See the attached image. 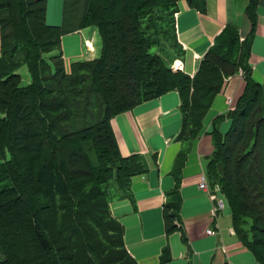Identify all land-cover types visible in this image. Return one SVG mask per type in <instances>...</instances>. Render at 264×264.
I'll return each instance as SVG.
<instances>
[{
  "label": "trees",
  "instance_id": "trees-1",
  "mask_svg": "<svg viewBox=\"0 0 264 264\" xmlns=\"http://www.w3.org/2000/svg\"><path fill=\"white\" fill-rule=\"evenodd\" d=\"M179 1L206 11L205 0H63L61 24L49 26L46 0H0V264H136L109 206L131 198L132 178L147 168L139 156L120 155L111 120L176 91L175 139L193 140L239 69L242 92L225 115L227 131L213 127L206 173L241 243L264 264V83L253 81L249 39L231 24L192 77L173 71ZM257 4L245 11L252 28ZM87 28L100 36L99 56L65 62L61 38ZM183 161L178 154L173 171ZM172 204L167 232L176 229Z\"/></svg>",
  "mask_w": 264,
  "mask_h": 264
},
{
  "label": "crops",
  "instance_id": "crops-1",
  "mask_svg": "<svg viewBox=\"0 0 264 264\" xmlns=\"http://www.w3.org/2000/svg\"><path fill=\"white\" fill-rule=\"evenodd\" d=\"M206 11L200 13L185 1L178 2L175 14L176 47L174 60H181L183 72L193 76L198 63L213 45L226 24L238 27L240 39H249L248 64L253 81L264 83V0H258L256 23L250 26L245 11L250 0H205ZM46 21L62 22L63 0H46ZM56 26V25H55ZM89 29V28H87ZM86 29V30H87ZM83 30L63 36L61 53L65 62L94 59V47L84 57ZM85 30V31H86ZM95 31L92 29V33ZM91 43V39H85ZM181 55V56H180ZM243 71L239 69L224 81L215 97L200 133L190 141L180 142V98L170 91L144 102L111 120L121 156H139L147 172L131 180V198L122 196L110 200V213L123 228L126 252L136 264H257L252 253L236 235L230 207L224 197V208L216 211L209 194L198 188L206 163L212 154V130L225 133L229 121L225 116L240 96ZM228 99L231 100L228 105ZM184 154L180 169L173 171L178 154ZM179 170V171H177ZM175 203L176 229L167 232L166 204ZM213 229L210 236L206 230Z\"/></svg>",
  "mask_w": 264,
  "mask_h": 264
},
{
  "label": "rangeland",
  "instance_id": "rangeland-1",
  "mask_svg": "<svg viewBox=\"0 0 264 264\" xmlns=\"http://www.w3.org/2000/svg\"><path fill=\"white\" fill-rule=\"evenodd\" d=\"M46 23L49 25V26H58L59 24H56V23H49L48 21H46ZM61 24V23H60ZM92 29L93 28H89L87 29L86 31L84 30L83 31V35H84V39H83V42H82V49H83V55L84 57H87V54L90 53V54H93L95 51H96V56H99V52H100V44H101V41H100V36L98 34V32L93 29L95 32L92 33ZM63 38V37H62ZM61 38V39H62ZM85 39H91V43H90V48L87 47L86 45V42L84 41ZM94 47V52L91 51ZM180 51V50H179ZM179 51H176V54L179 55ZM58 51H55L53 53H57ZM151 53H159L160 52V48H152L150 50ZM162 54V53H161ZM182 55V53H180ZM180 55V56H181ZM171 56V55H170ZM170 56H168L167 53H164V57H166L167 59H169V61L171 60ZM85 58H82V59H79V60H84ZM18 73L21 75L20 77H22V83L25 84L28 82V74H27V71H26V68L25 67H22L20 68V70H18ZM262 230L264 228V226L260 227ZM258 237L259 238H264V235L262 232L258 233Z\"/></svg>",
  "mask_w": 264,
  "mask_h": 264
},
{
  "label": "built area",
  "instance_id": "built-area-1",
  "mask_svg": "<svg viewBox=\"0 0 264 264\" xmlns=\"http://www.w3.org/2000/svg\"><path fill=\"white\" fill-rule=\"evenodd\" d=\"M86 45L88 48H90V43L89 42H86ZM182 67H183V63L181 60H174L171 64V68L173 71H181L182 70ZM228 105H230L231 103V100L228 99ZM201 179L200 180V183L198 184V188L202 191V192H205L207 194H209L210 196V199H212L214 201V205L216 206L214 209L216 211H220L224 208V197L221 196V197H216L214 193H219L220 195H223L221 192H220V188L218 185H215V184H211L208 182V179L207 177L204 175L201 176ZM206 234L207 235H210V236H214L216 234V232L213 230V229H208L206 230Z\"/></svg>",
  "mask_w": 264,
  "mask_h": 264
}]
</instances>
